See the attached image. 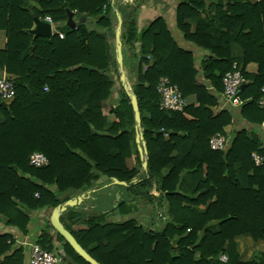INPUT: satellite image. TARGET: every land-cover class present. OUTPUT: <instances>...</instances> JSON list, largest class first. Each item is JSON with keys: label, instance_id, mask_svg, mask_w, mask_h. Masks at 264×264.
Wrapping results in <instances>:
<instances>
[{"label": "trees", "instance_id": "1", "mask_svg": "<svg viewBox=\"0 0 264 264\" xmlns=\"http://www.w3.org/2000/svg\"><path fill=\"white\" fill-rule=\"evenodd\" d=\"M138 1L143 0L128 3L120 41L139 60L131 93L140 114L144 170L110 28L111 14L127 3L0 0V30L6 34L0 71L11 77L14 90L13 100L0 106V225L24 237L31 218L21 210L50 211L106 176L125 183L114 186L121 194L114 208L93 216L67 209L68 224L60 217L98 264H264V247L241 262L234 241L247 236L264 244V161L251 160L252 153L264 157L260 137L240 130L224 151L209 148V139L231 124L228 109L212 107L223 93L222 77L235 69L245 80L238 115L264 131V105H257L264 86V0H230L225 11L216 12L219 22L203 19L194 26L189 22L203 0H182L175 10L178 41L161 18L136 33ZM66 10L74 15L73 29L65 25ZM45 17L62 39L55 32L50 38L30 33L33 18ZM146 55L153 63L142 73ZM250 64L255 74L246 72ZM162 78L194 102L180 112L159 110L156 87ZM114 90L119 94L109 105ZM35 152L46 157V167L29 165ZM131 203L148 206L147 223L156 226L126 219ZM109 215L120 220H108ZM49 230L44 220L35 241L41 249L58 254L61 264H87ZM0 264H24L23 249L8 234L0 235Z\"/></svg>", "mask_w": 264, "mask_h": 264}, {"label": "crops", "instance_id": "2", "mask_svg": "<svg viewBox=\"0 0 264 264\" xmlns=\"http://www.w3.org/2000/svg\"><path fill=\"white\" fill-rule=\"evenodd\" d=\"M124 1H127L128 3L131 2V0H122V2ZM181 1L182 0H143L142 2L139 1L137 10L134 13V17H135L134 24H135L136 33H140L153 20L157 18H161L166 24L167 28L169 29V32L174 36L175 40L177 41L180 40V33L176 32L174 29H175V10H176L177 5ZM228 4H231L230 0H203V3H202L203 8L198 10L197 17L193 19L192 21H190L189 24L191 26H194L198 21L203 20V19L207 20V22H210V21H213L214 23L219 22V16L216 14V12L225 11L226 6ZM116 25H117V16L114 13V14H111V27L110 28L113 31H115ZM33 28H34V25L32 29ZM56 28L57 26L53 24V29H52L53 33L54 31H56ZM5 44H6L5 31L0 30V51L4 49ZM236 54L237 53L235 52V55ZM197 55L200 56L199 54ZM121 57H122L121 58L122 70L120 71L119 67L117 66V72L119 75L118 77H120V72H122L125 78V84L132 86L137 82V64L139 60L136 61V59L133 57V54L131 55L130 53V48L124 45H122L121 47ZM141 58L144 59V61L147 63V64L141 63V70H142V73H144V71L149 66L152 65L153 59L149 57L148 55L143 56ZM246 72L249 74H255L256 66L253 64L248 65L246 67ZM110 74L111 76H114L113 71H111ZM8 78H11V77L8 76ZM130 89L132 88L130 87ZM261 95L262 97L259 101H261L262 98L264 97L262 93ZM184 102H185V107H186L187 105H190L194 102V97L189 96L184 99ZM258 102H257V105H258ZM109 105H111V101ZM215 107H220L222 109L218 111L216 110V108L212 107V111L214 110V111L220 112L224 109H228L230 113L232 114L231 124L226 126L223 130V135L228 139L227 146L229 145L233 135L237 131L247 130V131H256L257 135L260 137L261 147L264 148V131L258 129V127L256 126L248 124L245 120L240 118V116L238 115L239 110L237 107H233L229 105V103L223 98L222 95ZM258 107L260 106L258 105ZM111 119L112 117L110 116L108 118V121H111ZM261 128L264 129V123L261 124ZM116 193L117 192L114 190L113 187H107V185L102 187V184L97 185L96 183H93L88 190L82 191L79 194L75 195L73 198H71V199H74L79 196L83 197L82 202L76 207H73L71 209H73V211L76 213L83 211L85 213L90 214V216H93L95 213L108 212L111 210V208H114L113 205L115 204ZM109 204L111 205L109 209H107ZM21 211L26 216H29L31 218L30 223L27 228V234L24 237H21L19 233L15 231L14 229L0 225V235L8 234L13 237L14 241L16 242V247H20L23 249L24 264H27L28 262L27 247L18 246V242L26 241L28 244L36 243L35 242L36 236L38 232L40 231V229L43 227V222L49 216L51 210L50 211L42 210L40 212H35V213L26 212L23 210ZM62 215L65 218L64 223L68 224L64 213H62L61 216ZM77 221H79V218H75L73 220V225ZM75 228L76 227L74 225L72 229H75ZM49 234L52 236L54 234V231L52 229L49 230ZM234 241H235L236 251L239 254L241 262L249 261L253 253L255 254V253L261 252L264 247L263 246L264 244L262 241L253 242L247 236L235 238ZM55 245H56V250L60 252L62 243L59 242V243H56Z\"/></svg>", "mask_w": 264, "mask_h": 264}, {"label": "built area", "instance_id": "3", "mask_svg": "<svg viewBox=\"0 0 264 264\" xmlns=\"http://www.w3.org/2000/svg\"><path fill=\"white\" fill-rule=\"evenodd\" d=\"M45 23L50 26V33L53 34V23L49 17H45L43 20ZM57 34L59 39L63 38V34L54 31ZM3 75H5L3 73ZM8 77V76H7ZM223 85V98L233 107H238L241 104V101L238 99V93L245 85V80L243 79L239 70L235 69L233 71L227 72L222 77ZM156 92L160 96V101L158 103V109L161 111H173L180 112L185 107L184 98L181 96L179 90L175 85H172L167 78H162L157 87ZM260 92L264 95V87L261 88ZM14 97L13 85L10 81V78L4 80L0 79V99L5 103L9 104ZM264 103V97L261 101L258 102V105L261 107ZM216 110H221L220 107H215ZM228 139L221 134H215L209 139V148L212 151H224L227 147ZM251 160L255 165H261L264 161V157H260L255 153L251 154ZM48 161L46 157L38 152L32 153L29 157V165L31 167L40 169L46 167ZM36 198L37 195L35 194ZM18 246L27 247L28 253V262L27 264H61L62 257L53 252H48L41 249L36 243L28 244L26 241L18 242ZM221 262H226V257H220Z\"/></svg>", "mask_w": 264, "mask_h": 264}, {"label": "water", "instance_id": "4", "mask_svg": "<svg viewBox=\"0 0 264 264\" xmlns=\"http://www.w3.org/2000/svg\"><path fill=\"white\" fill-rule=\"evenodd\" d=\"M139 2V1H138ZM137 2V4H138ZM123 7H121L119 9V12H116V16H117V25L115 27V31H114V42L116 45V54H117V63H118V67L119 70H122V61H121V41H120V29H121V24L124 20L125 14H126V8L128 6V2L125 1ZM64 7H66V4L63 5ZM66 17H67V21H66V27L69 29H73L75 27V22H74V15L72 12L66 10ZM82 19H85V17L83 16ZM33 25L34 28L30 30V33L34 36V37H38V36H42V37H46V38H50L51 37V33H50V26L49 24L45 23L44 21H41L37 18H33ZM3 78L4 80H7L8 77L6 75H3V72L0 71V79ZM120 83H121V87L123 89V91L125 92L126 96L128 97L129 101H130V105L132 108V112H133V116H134V122H135V144L137 145V152L139 154V158L142 161L143 160V155L145 154V149H144V143L142 142V138L141 135L138 133V128L140 125V114L138 111V106H137V101L135 96L129 91L127 85L125 84V78L122 74V72H120V77H119ZM0 106L3 108H6V104L0 99ZM142 169L144 170L146 168V162L142 161L141 163ZM109 182L110 186L109 187H114V186H125V183L123 182H118L116 180L110 181L108 180V178L106 176H101L95 183L97 185H101L104 182ZM121 194H116L115 195V204L113 205V207L116 206L117 202L120 200ZM83 200L82 196L76 197L74 199H70L68 201H66L65 203H63L62 205H59L55 208H53L49 214V216L46 218V221H48L51 229L57 234L59 235L63 241L72 249V251L78 256L80 257L84 262H86L87 264H98L95 260H93L75 241V239L72 237V235L63 227V225L61 224L59 218L61 216L62 213H65V211L67 209H71L73 207H76L77 205H79Z\"/></svg>", "mask_w": 264, "mask_h": 264}, {"label": "rangeland", "instance_id": "5", "mask_svg": "<svg viewBox=\"0 0 264 264\" xmlns=\"http://www.w3.org/2000/svg\"><path fill=\"white\" fill-rule=\"evenodd\" d=\"M127 87H128V89H129V91H131V89H130V87L132 88V86L131 85H127ZM118 94H119V91L118 90H114L113 92H112V94H111V97H110V100L108 101L109 103H110V101H111V104H115L116 103V99H117V97H118ZM110 117V116H109ZM126 165L128 166V167H132L133 166V161L132 160H127V162H126ZM100 178V177H99ZM97 181V180H96ZM95 181V182H96ZM94 182V183H95ZM107 185V187H109L110 186V184H109V182L107 181V182H104L103 184H102V187L103 186H106ZM112 187V186H111ZM114 188V187H113ZM147 189H148V187H147ZM114 190L117 192L118 191V189L115 187L114 188ZM109 201H110V199H109ZM110 205L111 204H109L108 205V208L107 209H109V207H110ZM132 205V206H131ZM131 205L129 206L131 209H132V212L127 216V218L126 219H135L136 221H137V223H139V224H142L143 226H149L150 228H154L156 225H151V224H149V223H147L148 222V218L150 217V208L148 207V206H145V204H143V203H141V204H135V203H131ZM135 206V207H134ZM160 213V212H159ZM163 214H161L160 213V216H161V219H160V221H159V224H158V227H161V225L163 224V222H164V218H163V216H162ZM108 218V220H112L113 222H117V221H119L120 220V217H118L117 215L116 216H112V215H109V217H107ZM114 218H115V220H114ZM155 224H157V223H155ZM174 243H176V239L173 241V245H175Z\"/></svg>", "mask_w": 264, "mask_h": 264}]
</instances>
